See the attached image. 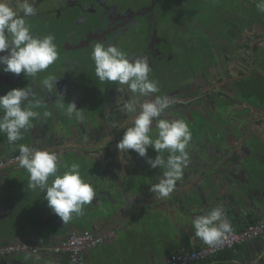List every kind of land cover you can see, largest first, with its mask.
I'll return each mask as SVG.
<instances>
[{
	"label": "flooded vegetation",
	"instance_id": "1",
	"mask_svg": "<svg viewBox=\"0 0 264 264\" xmlns=\"http://www.w3.org/2000/svg\"><path fill=\"white\" fill-rule=\"evenodd\" d=\"M6 2L15 8L16 0ZM29 2L36 9L34 16L26 18L31 34L54 36L58 59L36 77L0 72V95L27 87L39 101L33 110L40 114L32 120L31 128L21 130L20 141L9 144L6 134L0 133V221L12 228L24 218L32 220L27 233L39 222L43 232L39 236L49 241L45 245L48 253L64 264H70L68 256L52 249L72 232L104 236L101 242L117 248L125 235L133 232L138 231L131 237L141 239L147 232H160L169 238L157 240L154 248L186 250L193 241L190 228L180 225L176 201L182 195H193L208 202L207 175L215 174L224 184L219 172L226 173L223 166L211 172L190 173V157L208 147L211 150L207 154L221 155L226 140L238 144L237 127L244 123V117L254 130L259 129L260 122L264 124V12L257 8L260 0ZM97 43L114 45L130 59L147 58L149 79L158 83L159 92L140 97L134 112L122 111L126 102L136 99L135 94L127 85L101 82L96 77L91 53ZM49 75L57 79L51 91L42 85ZM156 96L170 100L169 109L160 118L183 120L192 134L189 162L183 169L189 179L175 184L167 197L152 190L165 169H152L146 163L158 153L149 147L147 156L140 157L134 151L120 153L116 148L139 113V105ZM73 101L83 109V121L66 115L67 103ZM45 112L50 115L44 116ZM151 127L154 138L155 120ZM21 144L57 154L60 175L66 171L64 165L78 163L82 178L96 193L93 202L63 224L48 208L44 193L29 187V174L18 162ZM159 155L167 159L169 154ZM230 175L227 178L232 181ZM241 177L240 172L233 182ZM105 220L108 225L102 229ZM116 225L130 228L116 238V233H109ZM256 248L255 252L259 250ZM15 256L18 254L2 255L0 262L8 264L4 259ZM252 256L238 263L250 262ZM259 256L254 264H264V254Z\"/></svg>",
	"mask_w": 264,
	"mask_h": 264
},
{
	"label": "clouds",
	"instance_id": "2",
	"mask_svg": "<svg viewBox=\"0 0 264 264\" xmlns=\"http://www.w3.org/2000/svg\"><path fill=\"white\" fill-rule=\"evenodd\" d=\"M260 12H264V0L257 4ZM36 9L29 0H16L13 8L6 0H0V72L12 73L16 76L36 77L44 72L58 59L54 36L42 38L31 34L26 18L34 16ZM95 63V75L99 81L118 82L127 85L135 94L133 102H126L121 109L131 113L135 111L140 97H149L159 92L158 83L149 79L151 71L147 58L130 59L116 46L97 43L91 53ZM57 79L49 75L42 81L44 88L51 91ZM31 89L12 88L0 95V133H5L9 144L22 140V131L32 127V120L40 114L33 110L38 106ZM59 107L64 108V104ZM140 111L116 143L121 152L134 151L140 157H146L151 147L158 155L148 158L146 163L152 169L163 168L158 183L152 190L161 197H167L175 184L181 179L183 169L189 162L188 148L192 134L188 124L180 119H161L170 107L167 96H156L154 100L139 105ZM50 115L45 112L44 116ZM66 115L69 119L83 121V109L76 103H67ZM156 121V132L150 135L153 121ZM167 152L165 159L159 153ZM18 162L29 174V187L44 193L47 206L58 216L63 224L68 223L73 214L79 215L85 205L93 202L96 193L93 186L86 182L80 174V165L72 163L64 165L66 171L58 174L59 160L57 154L47 150H34L28 145L19 146ZM52 177L51 182L49 178ZM224 212L220 207L210 209L206 214L196 216L192 221L194 235L205 244H216L231 225L223 219Z\"/></svg>",
	"mask_w": 264,
	"mask_h": 264
},
{
	"label": "water",
	"instance_id": "3",
	"mask_svg": "<svg viewBox=\"0 0 264 264\" xmlns=\"http://www.w3.org/2000/svg\"><path fill=\"white\" fill-rule=\"evenodd\" d=\"M244 123L239 124L237 131L240 135L241 141L238 144L229 141H224L223 150L221 155L212 156L207 154L211 148L208 147L205 152L196 151L190 157L189 169L190 173H205L211 172L216 167H225L226 173L219 172L222 176L224 184L221 179H216L215 174H208L206 180L208 182L209 201H205L202 197L196 198L193 195H182L180 201H176L175 205L180 214V225H186L190 228V236L195 237V229L192 227L193 219L198 215L206 214L210 209L220 207L223 209L224 216L230 219H235L238 222L246 221L256 213L264 212V124L259 123V129L254 130L247 122V119L242 118ZM257 154V155H255ZM241 172L242 177L237 182H233L237 174ZM232 174V175H230ZM230 175L232 181L227 178ZM189 179L188 174L182 175L181 179L176 182L180 185ZM35 228L28 231L23 237L21 243L28 246L43 249L45 254L49 257H34L33 262L36 264H64V262L52 257L48 251L50 250L45 245L48 244L46 238L40 237L42 234L41 228ZM102 229H106L108 221L101 222ZM130 226L126 229L118 228V225L113 226L109 233H116V238L123 236L129 230ZM36 231H39L36 234ZM14 237L12 229L3 221H0V247L7 246L5 241ZM104 237V236H100ZM250 242V241H249ZM254 242H257L255 240ZM248 243V242H247ZM253 243V241H252ZM256 244V243H255ZM254 248V247H253ZM264 254V246L260 247L257 252L252 256L250 262H241L236 264H254V262ZM1 257V256H0ZM2 260V259H1ZM8 264H26L18 260L17 257L4 259ZM0 264H4L2 261Z\"/></svg>",
	"mask_w": 264,
	"mask_h": 264
},
{
	"label": "crops",
	"instance_id": "4",
	"mask_svg": "<svg viewBox=\"0 0 264 264\" xmlns=\"http://www.w3.org/2000/svg\"><path fill=\"white\" fill-rule=\"evenodd\" d=\"M262 217H264V212L256 213L249 219H246V221L243 222H238L237 220H232L227 217H223V219H226L230 225H231V230L239 231L249 224L251 222H256L260 220ZM33 225L32 220H28L27 218H24L22 221H20L18 224L12 226V231L14 234V237H11L7 240L6 244L7 245H17V243L23 242L22 239L23 237L27 234L28 228ZM138 233V231H137ZM137 233L134 234V232L131 234L136 235ZM128 235H125L124 237V242L123 244L117 248L116 246L113 247L111 244H105V247H110L109 253L107 250L104 252L110 254L112 256V259L108 257H101L100 255H95L94 253L90 252V249L85 248L83 250V264H162L166 259L173 255V254H179V253H184L191 251L193 249H199L202 246H205V244L201 239L199 241H196L198 238L197 237H192L190 240H192V244L189 243V247L186 250L183 249H161L159 247L158 249L154 248V244L156 243L157 240L160 241V239H167L169 237H166L164 233L160 232H147V234H143V239L140 237H131ZM136 238V239H135ZM257 240V242H254ZM252 241H248L243 243L241 246L237 247L234 251L231 252L230 260L226 259H212L206 262H202L201 264H216V263H236L240 261H244L245 259L248 260L255 251L257 250L256 247H262L264 246V236L255 239ZM256 243V244H255ZM165 244V243H164ZM254 247V248H253ZM27 252H22L18 253L17 259L26 262V261H32L34 257H49L45 254L43 249H40V252L38 254L32 253L28 255ZM107 254V255H108ZM44 258V259H45ZM57 260L61 261L60 258H57ZM42 262V261H38ZM197 264V263H196Z\"/></svg>",
	"mask_w": 264,
	"mask_h": 264
},
{
	"label": "built area",
	"instance_id": "5",
	"mask_svg": "<svg viewBox=\"0 0 264 264\" xmlns=\"http://www.w3.org/2000/svg\"><path fill=\"white\" fill-rule=\"evenodd\" d=\"M262 236H264V217L253 224H249L242 230H231L214 245L210 246L207 244L199 249L173 254L162 264H196L206 262L224 252L234 251L243 243L258 239ZM101 241L102 238L95 237L87 231L72 232L65 240L60 241L52 251L57 254L61 253L67 255L70 264H83V250L87 247H92ZM26 251L36 254L38 248L26 244L7 245L0 247V256L18 254Z\"/></svg>",
	"mask_w": 264,
	"mask_h": 264
},
{
	"label": "rangeland",
	"instance_id": "6",
	"mask_svg": "<svg viewBox=\"0 0 264 264\" xmlns=\"http://www.w3.org/2000/svg\"><path fill=\"white\" fill-rule=\"evenodd\" d=\"M106 245L103 242H100V243H98V244H96V245H94L92 247H87V249H90V252L94 253L95 255L98 254L101 257H103V256L104 257H108L109 256L112 259L111 253L108 254L110 247L109 248L108 247H105ZM105 250H107L108 253L107 252L105 253L104 252ZM27 254L30 255L31 253L30 252H27ZM15 255H17V254H15ZM82 257H83V253H82Z\"/></svg>",
	"mask_w": 264,
	"mask_h": 264
},
{
	"label": "trees",
	"instance_id": "7",
	"mask_svg": "<svg viewBox=\"0 0 264 264\" xmlns=\"http://www.w3.org/2000/svg\"><path fill=\"white\" fill-rule=\"evenodd\" d=\"M253 223H255V222H251V224H253ZM246 227H247V226H246ZM246 227H245V228H246ZM243 229H244V228H243ZM241 230H242V229H241ZM231 252H232V251L224 252V253L218 255L217 257H215L214 259H219V260H221V259H226V260H230V259H231V256H230Z\"/></svg>",
	"mask_w": 264,
	"mask_h": 264
}]
</instances>
